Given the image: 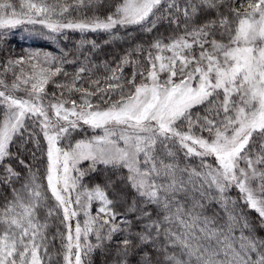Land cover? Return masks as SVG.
Wrapping results in <instances>:
<instances>
[{
  "label": "snow or ice",
  "instance_id": "snow-or-ice-1",
  "mask_svg": "<svg viewBox=\"0 0 264 264\" xmlns=\"http://www.w3.org/2000/svg\"><path fill=\"white\" fill-rule=\"evenodd\" d=\"M222 7L224 0H116L103 19H89L94 0H0V29L149 24L151 32L159 16L179 30L105 65L103 78L82 64L68 80L67 60L39 52L0 67V185L11 192L0 203V264H53L57 239L64 264H91L116 236L114 264L134 255L143 257L137 264H264V0H231L228 14ZM59 75L65 82L53 80ZM49 82L59 93L46 92ZM83 126L103 134L73 142ZM17 139L46 156L43 181L12 166ZM231 189L255 221L235 212ZM215 199L226 219L207 214ZM50 221L58 222L51 234Z\"/></svg>",
  "mask_w": 264,
  "mask_h": 264
},
{
  "label": "trees",
  "instance_id": "trees-1",
  "mask_svg": "<svg viewBox=\"0 0 264 264\" xmlns=\"http://www.w3.org/2000/svg\"><path fill=\"white\" fill-rule=\"evenodd\" d=\"M116 3V0H94V8L89 11L88 18L91 19L93 16H98L103 19L104 16L109 12L110 6ZM231 4V0H224V7L220 9L221 12L228 14L227 7ZM83 14L68 17L72 20L83 19ZM209 19L215 18V13H212L208 17ZM158 21L157 27L149 32L146 29L151 25H130L127 27H119L113 31H74V30H62L57 33H51L49 30L43 29L36 25H25L16 27V29L0 31V67H2L9 59H18L20 57H28L29 53L39 52L41 54L47 53L52 57L57 58L58 61L67 60V63L63 64L64 71L68 73V80L77 72L78 68L83 65L92 66L93 78L101 77L106 75L105 65L112 67L120 61L126 52L131 51L135 47L147 48L157 37H169L179 34V30L175 26H170L167 20L160 19L159 16L155 18ZM203 19V17H201ZM39 38V39H34ZM23 40H21V39ZM91 42H95L96 48L93 49ZM87 57L88 59H85ZM42 59V57H41ZM139 59L143 61V56ZM27 62V61H26ZM35 62V61H33ZM28 64V63H27ZM31 69V64L29 68ZM132 67L125 68V75H130ZM19 70L17 69V72ZM9 83L13 81V74L9 72L5 77ZM53 80L57 82H65V77L59 75L54 77ZM87 87V85H85ZM58 89L53 82H49L46 85V92L49 94L56 92L59 93ZM67 95V94H66ZM79 94L72 93L73 98H77ZM118 99V97H113ZM3 109L0 108V113ZM29 130L36 134V138L39 139L41 149H45V141L43 139L40 129L35 127L31 120L27 122ZM84 132V131H82ZM78 133V132H77ZM87 134V132H85ZM80 134V132L78 133ZM27 139V134H25ZM13 153V159L11 161L12 166L21 173L22 177L27 178L28 176L35 174L41 181L44 180L46 174V156L42 151H36L33 142L25 143L22 139H17L15 144L11 147ZM35 152V157L32 153ZM17 157L19 159H17ZM182 160V157H178ZM23 160L24 163H19ZM30 166L32 171H28ZM183 166V163L181 164ZM96 179H99L97 175ZM19 187V182L16 183ZM230 200L236 202L235 212L246 214L249 221H255L257 214L243 206V200L238 190L231 189L228 193ZM5 198L11 199V192L8 187L0 185V203H3ZM208 215L213 213L226 219V213L224 212L223 206L218 199L209 200L208 202ZM233 205H229V209H232ZM223 222V220L221 221ZM50 228V234L54 233L58 222L53 223ZM257 234L264 236V229H257ZM122 237L116 236L111 241H106L105 245L97 248L89 257L91 264H114L115 261V249L118 240ZM92 242L95 243L94 238ZM61 243L57 239L53 245H50L49 252L52 256L56 257L53 264H63L62 255L60 251ZM151 251V249H145ZM57 253H60L57 255ZM131 264H137V262L143 259L142 255H134L130 258Z\"/></svg>",
  "mask_w": 264,
  "mask_h": 264
},
{
  "label": "rangeland",
  "instance_id": "rangeland-1",
  "mask_svg": "<svg viewBox=\"0 0 264 264\" xmlns=\"http://www.w3.org/2000/svg\"><path fill=\"white\" fill-rule=\"evenodd\" d=\"M25 25H36V26L42 27L43 29L48 30L47 28H45L43 25H40V24H27V23H24V24L18 25L16 27H20V26H23L24 27ZM16 27L15 28H11V29H0V31L12 30V29H16ZM119 27H121V26H117L116 28H119ZM116 28H113V29L109 30V32L113 31ZM63 30H73V29H63ZM74 31H79V30H74ZM96 31H104V30H96ZM33 38L34 39H39V38H35V37H33ZM21 40H23V39H21ZM27 63L28 62H25L24 72H25V75L31 76V74H32L31 69H26V68H29V64L30 63H28V64ZM39 70H40V65L37 66V71H39ZM161 78L163 79V76ZM11 83L12 82L10 81L9 84H11ZM14 94L17 95V96H24V95H26L23 91H18V92H15ZM82 131H84V132H82ZM77 132L78 133L80 132V134H78ZM85 132H87V134ZM102 134L103 133H102V130L101 129H95V130H93V129H91L88 126H83L82 129H79V130H77L76 132L73 133V142L78 141V140H81V139L88 140V139L92 138L93 136L102 135ZM45 145H46V141H45ZM88 163H89L88 161L82 162L81 167L87 168L88 167ZM81 219H83V217H81ZM55 260H56V257L53 256V262ZM63 264H64V262H63Z\"/></svg>",
  "mask_w": 264,
  "mask_h": 264
}]
</instances>
